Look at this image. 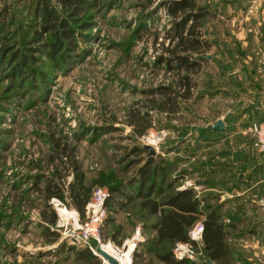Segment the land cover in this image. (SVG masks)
<instances>
[{"label": "rangeland", "instance_id": "374dc122", "mask_svg": "<svg viewBox=\"0 0 264 264\" xmlns=\"http://www.w3.org/2000/svg\"><path fill=\"white\" fill-rule=\"evenodd\" d=\"M33 1L0 0V6L3 2L9 6L6 20L10 21L6 27L10 35L21 36L24 31L25 35H31L28 26L33 23L29 15ZM163 1L113 0L106 8L101 7L93 16L88 39L77 40V48L83 49L82 56L75 57L62 71L53 70L47 81L39 82L38 88L30 89L23 98L14 95L6 109L0 111V264L72 263L70 256L61 260L55 254L57 243L64 239L56 229L60 227L46 223L40 210L47 214L48 209H44L38 191L28 188L34 174L49 175L53 162H57L48 159L52 138L72 148L86 179L98 174L106 181L124 179L133 173L135 165L126 166L119 157L122 146L148 143L156 154L171 138L182 136L169 125L189 126V121L193 125L208 124L226 113L236 112L239 99L244 106L252 96L264 98V0H233L203 21V36L214 43L206 50L207 59L193 74L196 85L191 97L180 103L175 114L148 110L150 126L132 139L130 125L125 124L126 111L133 105L144 109L147 98L161 97L157 86L173 83L176 78L174 69L168 70L163 62L156 60L158 54H166L163 47L169 41L163 35L172 20ZM219 2L215 0L213 4ZM8 37L11 40L9 34ZM18 41L25 42L21 38ZM37 43L33 41L35 46ZM8 82L9 77L1 69L0 93ZM255 82L256 88L252 86ZM154 88L156 92L148 93ZM236 119L231 118L233 133L240 134L239 130L248 123ZM111 122L120 129L101 133L96 138L87 132L93 126ZM246 127L243 139H248ZM61 158L65 160L64 156ZM62 171L66 182L70 171ZM102 185L108 189L106 184ZM243 199L249 207V197ZM47 202L55 210L51 197ZM106 214L105 209L99 224L100 242L120 248L123 242L134 241L136 246L144 238L143 216L134 203L110 213L113 221L105 226ZM246 215L245 223L249 226ZM115 224L120 226L119 243L111 241L106 234ZM43 225L57 232L53 241L44 235ZM232 242L241 256L236 264H264V227L254 234L239 232ZM199 247L200 239L191 259L201 256ZM131 261L132 254L130 264Z\"/></svg>", "mask_w": 264, "mask_h": 264}, {"label": "trees", "instance_id": "16d2710c", "mask_svg": "<svg viewBox=\"0 0 264 264\" xmlns=\"http://www.w3.org/2000/svg\"><path fill=\"white\" fill-rule=\"evenodd\" d=\"M200 1L162 2L172 20L163 35L169 41L163 47L166 54H158L156 60L163 62L166 69H174L176 78L173 83L157 86L156 91L161 97L156 100L147 98L144 109L133 105L126 111L125 124L130 125L132 139L143 134L150 126L151 117L148 110L156 109L167 115L175 114L180 108V103L191 97L192 89L196 85L193 74L198 71L202 61L207 59L206 50L214 43L213 39L203 36L202 25L204 19L216 14L215 7L208 8L207 3ZM112 2L113 0H34L29 10V15L33 17L32 25L28 26L32 29L30 36L25 35L26 31L22 32L21 36L19 33L10 35L11 32H8L6 27L10 21L6 20L9 6L3 2L0 6V70L9 77V82L4 86V92L0 93V111L6 109L14 95L19 94L23 98L30 89L36 90L39 82L47 81L53 70L62 71L75 57L82 56L83 49L77 48V40L88 39V30L94 23L95 12L100 11L101 7L106 8ZM28 23L26 22V25ZM19 38L24 39L26 43L19 44ZM33 41L38 42L36 46ZM35 52L38 53L37 56L33 55ZM38 61L43 63L38 64ZM257 85V82L252 83L254 88ZM154 90L155 88L150 89L148 93L156 92ZM237 102L236 112L226 113L223 121L231 118L235 120L241 112L247 113L242 124H249L253 120L264 121V98L252 96L244 106L240 99ZM211 124L208 125L210 132L216 133ZM169 126L175 130L177 125ZM114 129L120 128L111 122L93 126L87 132L91 138H96L101 133ZM185 132L183 128L181 135ZM182 136L178 141L171 138V141L160 146V150L153 155L147 154L143 144L133 142L131 145L122 146L119 157L125 160L126 166L135 165L133 173L124 179L111 178L109 181L99 174L86 179L78 160L72 155V148L60 139L52 138L48 159H56L57 162H53L54 166L49 175L34 174V180L28 184V188L38 191L44 209H48L47 214L43 209L40 213L46 223L51 225L57 217L55 210L47 202L52 196L61 199L65 206L73 207L82 219L84 204L91 188L94 185L106 184L109 191L104 201L107 211L103 218L105 226L113 221L110 213L134 203L143 216L141 227L145 236L134 247L131 264H203L205 258H210L215 264H236L241 256L232 239L239 235V232L254 234L257 229L254 225L247 226L246 213L232 208L226 198H220L212 192L195 195L191 185L180 187L188 172L185 164L186 150H180L178 146L183 140ZM61 156H64L65 160H62ZM56 163L60 165L58 168ZM61 168L70 171V179L66 182ZM13 185L15 186L16 182ZM196 220L202 223L199 247L201 256L194 260L175 258L172 254L173 243L176 240H190L188 229ZM41 227L44 235L49 236L48 241L57 237V232L47 225ZM119 232L120 226L115 224L106 234L111 241L119 243ZM191 242L196 246V241ZM91 244L94 246L96 240H92ZM54 250L61 260L70 256L71 264L100 263L97 255L87 246L72 244L64 239L57 243Z\"/></svg>", "mask_w": 264, "mask_h": 264}, {"label": "crops", "instance_id": "0c3cea01", "mask_svg": "<svg viewBox=\"0 0 264 264\" xmlns=\"http://www.w3.org/2000/svg\"><path fill=\"white\" fill-rule=\"evenodd\" d=\"M212 1L203 0L208 8L215 7L216 14L222 5L230 3L219 0L218 6ZM246 117L247 113L241 112L236 120L245 121ZM220 118L223 120V116ZM223 122L224 130L216 133L208 128L212 122L193 125L189 121V126L176 124L173 131L180 134L183 128L186 131L178 143L187 156L188 172L184 180L198 186L199 195L212 192L226 198L232 208L248 213L249 226L261 230L264 227V154L251 146L248 134V139H243V128L240 134L233 133L231 120ZM172 139L178 141L180 138ZM246 197L251 201L249 207L243 199ZM143 256L146 259L147 256Z\"/></svg>", "mask_w": 264, "mask_h": 264}, {"label": "built area", "instance_id": "2783aa9c", "mask_svg": "<svg viewBox=\"0 0 264 264\" xmlns=\"http://www.w3.org/2000/svg\"><path fill=\"white\" fill-rule=\"evenodd\" d=\"M246 133L250 136V144L254 148L260 150L264 154V121H251L245 129ZM146 137V136H145ZM149 138V137H146ZM191 185L195 190V195H199V187L192 184L188 180H183L180 187ZM108 196V189L103 185H94L91 188L90 195L84 204V216L82 219L76 210L75 214H65L60 212V208H66L65 204L56 197H51L54 209L56 211L55 227L60 232L61 238L67 240V242L87 246L94 254V246L91 244L92 240H96L99 243V224L101 218L105 212L104 201ZM202 223L200 220H196L188 229V236L190 240H176L172 246V254L175 258H193L196 251L191 240L198 241L201 237ZM127 241L123 242L121 247L115 245L116 253L121 252L127 246ZM135 242L131 241L129 248V257L131 260V254L134 249ZM97 255V254H95ZM100 264H108L106 260L100 256ZM114 256V255H113ZM115 257V256H114ZM116 258V257H115Z\"/></svg>", "mask_w": 264, "mask_h": 264}, {"label": "water", "instance_id": "95a60500", "mask_svg": "<svg viewBox=\"0 0 264 264\" xmlns=\"http://www.w3.org/2000/svg\"><path fill=\"white\" fill-rule=\"evenodd\" d=\"M211 127L214 131L221 132L224 130V122L221 118H216L212 122ZM143 147L145 149H147V154H152V155L155 154V149L153 148L152 145H150L148 143H144ZM94 251L96 252L94 254L102 256L108 264H116L117 263V259L113 255H111L107 251H105L103 248H101L99 243H96L94 245ZM203 264H215V262L213 260H211L210 258H205L203 260Z\"/></svg>", "mask_w": 264, "mask_h": 264}, {"label": "bare ground", "instance_id": "6f19581e", "mask_svg": "<svg viewBox=\"0 0 264 264\" xmlns=\"http://www.w3.org/2000/svg\"><path fill=\"white\" fill-rule=\"evenodd\" d=\"M150 141H153L150 139ZM61 213L65 214H72L74 215V209H67V208H60ZM127 246H124V248L121 250V252L116 253V250L114 246L110 242H99V245L101 248H103L105 251H107L109 254L114 255L117 259L116 264H130V257H129V248L131 245V242H127Z\"/></svg>", "mask_w": 264, "mask_h": 264}]
</instances>
